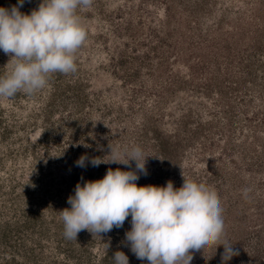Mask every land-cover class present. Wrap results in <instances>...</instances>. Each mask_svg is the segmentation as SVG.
<instances>
[{
    "label": "rangeland",
    "instance_id": "obj_1",
    "mask_svg": "<svg viewBox=\"0 0 264 264\" xmlns=\"http://www.w3.org/2000/svg\"><path fill=\"white\" fill-rule=\"evenodd\" d=\"M77 12L87 33L77 72L0 98V264H114L116 251L147 264L126 245L131 216L94 238L63 234L58 212L78 182L135 170L76 166L109 141L143 149L139 186L179 188L181 167L213 186L223 239L239 250L227 264H264V0H93ZM8 60L0 51V74ZM223 252L207 246L191 264H221Z\"/></svg>",
    "mask_w": 264,
    "mask_h": 264
},
{
    "label": "clouds",
    "instance_id": "obj_2",
    "mask_svg": "<svg viewBox=\"0 0 264 264\" xmlns=\"http://www.w3.org/2000/svg\"><path fill=\"white\" fill-rule=\"evenodd\" d=\"M24 3L0 7V51L9 57L0 74V98L18 92L31 96L45 89L53 74H75L76 54L87 38L77 10L90 8L93 0H41L30 14L20 11ZM107 148L103 157L82 155L76 166L116 163L131 168L135 162V170L108 168L102 179L78 182L68 197L71 207L58 212L66 239L77 240L83 230L101 236L123 227L131 216L125 242L147 264H191L194 253L210 245L224 247L221 264L239 255L223 239V208L213 186L186 176L181 166L179 188L171 180L166 186H139L140 174L147 175L143 149L112 141ZM243 191L247 196L249 190ZM112 258L114 264H129L123 251Z\"/></svg>",
    "mask_w": 264,
    "mask_h": 264
}]
</instances>
